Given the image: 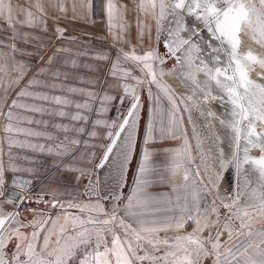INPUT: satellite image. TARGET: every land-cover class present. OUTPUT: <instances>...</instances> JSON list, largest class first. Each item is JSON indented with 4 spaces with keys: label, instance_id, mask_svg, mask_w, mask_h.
Segmentation results:
<instances>
[{
    "label": "crops",
    "instance_id": "crops-1",
    "mask_svg": "<svg viewBox=\"0 0 264 264\" xmlns=\"http://www.w3.org/2000/svg\"><path fill=\"white\" fill-rule=\"evenodd\" d=\"M111 2L116 12L110 26L109 0H5L11 6V19L8 12L0 15V167L13 174L18 185L36 182L34 194L43 201L42 210L33 207L22 212L20 238L13 231L9 234L5 255L17 254L16 245L24 237L31 239L34 231L39 233L34 241L38 248L49 236L48 250L54 249L59 227L56 217L63 210L51 203L80 207L93 194L91 180L135 88L123 51L147 50L154 44L147 0L143 7L142 0ZM22 91L29 95H19ZM14 100L17 106L12 105ZM168 109L162 106L156 124L148 126V137L152 128V150L162 148L166 160L168 146H172L186 158L180 126ZM77 115L81 119H72ZM165 160L156 162L153 179L145 189L148 192L139 196L136 212L144 213L147 223L140 224L153 226L157 219L174 224L183 216H197L201 209L190 172L186 168L181 174H165L172 167ZM109 173L110 180L116 178L115 171ZM3 185L0 193H4ZM2 206L9 209L7 204ZM257 232H264V221L253 233ZM262 241L261 235L245 239L243 246L252 247L247 252L242 248L234 260L228 255L231 264L261 259ZM85 249L82 246L78 252L80 258ZM76 260L75 256L71 261Z\"/></svg>",
    "mask_w": 264,
    "mask_h": 264
},
{
    "label": "snow or ice",
    "instance_id": "snow-or-ice-1",
    "mask_svg": "<svg viewBox=\"0 0 264 264\" xmlns=\"http://www.w3.org/2000/svg\"><path fill=\"white\" fill-rule=\"evenodd\" d=\"M152 9L155 10L157 7V0H148ZM257 3L254 0H174L172 5V15L175 17V27L169 31V39L165 42V47L168 49L171 55H175L177 51L184 45H187L186 49V61L191 67L192 63V53H197V58L200 59V66L195 69L196 73L202 72L207 78L205 83L210 87L212 82H215L216 87L223 94L220 97L212 96V99H224L227 98L226 104L230 105V117L231 119L226 121H221L222 124L226 126L233 133V140L235 141V147L240 149L241 141L244 142L243 145V159L241 160L236 152L233 153L232 159L236 161L237 171H242L243 164H250L255 170L258 171L261 180H264V130L257 131V123L264 124V86L253 81L249 77V71L254 66H260L264 69V58L254 55L251 51L246 54L241 55L238 51L241 44L240 34L243 28H247L249 32L252 33L251 39L261 46H264V0H258ZM143 0L140 7H143ZM160 8V18L164 17V4L163 0H159ZM108 17L111 26V20L116 12V5H114L111 0L107 5ZM5 12L9 13V19H11V6L5 3V0H0V15ZM31 13L28 16L31 17ZM192 18L194 23L191 28L187 26L186 19ZM159 25V20L157 21ZM203 25V29L208 33V40L205 41L202 35V30L200 25ZM60 31V30H58ZM182 31H188L192 35L199 37L201 42L207 43L208 48V59L206 60L202 55L203 49L201 43L194 42L191 39H185L180 36ZM157 38L159 39V27L157 29ZM219 42V46L212 43V41ZM226 56L225 60H220V55ZM137 61H148L153 58L160 59L163 63V59L158 57L155 50L146 52L143 56L133 55L131 57ZM144 67L149 70V75L152 76L153 81H155V73L152 71V66L148 63H144ZM190 78L195 81V73H190ZM125 92L128 89L125 88ZM19 95H29V93L21 92ZM211 96V92L207 93ZM46 99V97H44ZM57 103H61L59 98H55ZM105 100L111 99V97H104ZM135 103H132L128 110L127 116L123 117L122 123L119 124V130L115 132V138L119 139L122 132L127 129L124 151H125V165L127 164L131 153L132 147L135 140V128H136V109L138 108L139 97L135 96ZM171 99V97H169ZM13 106H17V101L12 102ZM24 107L23 105H19ZM77 107H81L77 105ZM63 115V113H60ZM212 115V113H209ZM9 119H12V114L9 112ZM72 119L79 120L80 116H73ZM87 119V117H84ZM246 122V123H245ZM96 123H100L97 121ZM10 129H6L8 131ZM171 131V129H170ZM152 128L149 129V139H151ZM95 135V133H93ZM112 133H109L111 136ZM116 139L112 140V144L109 145L108 151L105 153L104 160H107L108 154L111 152L112 147L116 143ZM251 149H258L260 155L258 157H252L249 155ZM188 149L185 147L183 149L186 152ZM176 154L180 155L181 150H176ZM221 155L223 153L221 152ZM151 153L145 150L143 155V162L140 165L139 172L140 176L137 181L138 191L142 190V186L147 182L145 176L150 171V166L148 161L150 159ZM103 161L101 162L102 166ZM225 162L221 160V168L223 169ZM175 167H180L176 164ZM187 179V175L184 177ZM221 177H217L220 179ZM27 183V182H26ZM4 184V169L0 167V186ZM246 187V181L241 185L240 194H243V190ZM3 195V193H0ZM257 194L255 190L250 193V196L255 197ZM238 196L233 199V204L236 203ZM11 202V201H10ZM140 201L137 199V206H139ZM99 207V205H97ZM227 207H231L228 205ZM260 212L264 213V202L260 203L256 207L237 209L236 214L243 218L241 219L240 229L247 228L251 223V213ZM9 217L0 218V264H70L73 257L76 256L77 250L84 246L87 248L89 245L92 235L89 229L85 228L83 231L77 232L76 235H63L64 229L62 228L59 233H57L56 247L52 250H48L50 237H44V243L38 248L37 244L34 243L39 233L34 231L32 233V238H23L22 243H18L17 254H14L11 259L5 258L4 249L6 247L5 241L11 239L10 236H5L4 225ZM112 220L116 217L113 215ZM189 220L194 219L192 216L188 217ZM89 223H94L92 219H89ZM111 221L103 220L102 223L107 225ZM79 223L84 224L82 220H75L73 224ZM197 228L192 234L187 236L176 237V247L183 248L182 242L186 241L190 244L196 246V260L191 258V253L188 252L186 255L179 257L175 264H199L201 259V254L207 255V251L204 249V242L197 235L203 230V227H207V224L201 225L199 220H196ZM121 226L124 222L121 220ZM171 225H168L170 227ZM184 226V220L181 218L176 223L177 228H182ZM130 227V226H129ZM225 227H228L225 225ZM163 229L157 227H142L144 232H157ZM13 234L20 238L19 230H13ZM229 238H232V231L229 230ZM246 234L248 236L261 235L264 236V232L252 233L248 231ZM101 234L99 231L96 232V236L99 237ZM127 236V233L125 234ZM133 235L136 240L139 241L143 239L139 232L133 230ZM63 239V244L61 240ZM149 244H153V240L149 239L147 241ZM156 243H165L168 241H156ZM264 243V241H262ZM111 247L103 248L101 251V242L98 239L95 247L91 251H85L83 259L80 260V264H132V259L129 257L128 253H132V257L142 260L145 257L137 256L136 251L133 248L132 241L125 239L121 242L120 238L113 235L111 241ZM127 245V248L124 247ZM220 247L219 237L217 236L216 241L212 243L213 249H218ZM244 252H247V247H252L249 244L247 247L241 246ZM257 248L259 246L257 245ZM185 251H187L185 249ZM229 256L234 260L240 249H237L236 253H233L231 249H226ZM175 256V253H169ZM258 255L262 258L259 260H254L249 258L247 264H264V250H261ZM21 256L26 259H21ZM216 264H219L217 261ZM225 264H231L228 257L225 258Z\"/></svg>",
    "mask_w": 264,
    "mask_h": 264
},
{
    "label": "rangeland",
    "instance_id": "rangeland-1",
    "mask_svg": "<svg viewBox=\"0 0 264 264\" xmlns=\"http://www.w3.org/2000/svg\"><path fill=\"white\" fill-rule=\"evenodd\" d=\"M255 2L258 5V0H255ZM148 5L152 16L151 19L154 22V44L147 50L133 53H125L126 51H123L122 57L123 61L128 64L131 69V80L134 82L135 86L130 94L128 106L134 97L140 94L142 96L143 108L135 151L129 165L125 185L122 189V197L118 201V209L115 212H112L111 207L108 204H98L93 201L94 198H86L84 204L80 207L67 206L62 208L63 212L58 213L56 217V225L59 226L56 228V238L57 233H59L62 228L64 229L63 235L65 237L67 235H76L77 232L83 231V229L87 228L91 232L92 239H90L89 245L85 250L91 251L95 247L98 239L101 242V251H103L105 245L110 248L112 246L111 241L113 235H116L120 238L121 242L125 239L132 241L136 255L145 257V259L139 260L132 257V253H128L129 257L132 259V264H175V261L179 257L186 255L188 252L192 254L191 258L194 261L196 260V246L184 241L182 242L184 247L178 249L176 247V237L192 234L197 228L196 220H199L201 225H204L205 223L207 224V227H203V230L197 235L204 242V249L208 253L207 255L201 254L199 264H216L217 261L219 264H225V258L229 257L226 249H231L235 252H237V249H240L241 252V246L243 245L244 240L250 237L241 233H247L248 231H251L252 233L255 232L258 229V226L264 221V213H251L250 225L245 229H240L239 226L241 219L247 218L238 216L235 209L223 206L216 199L215 191L206 182L201 169L200 154L198 153V147L196 146V128L200 127V125L194 101L190 96H186V100L188 101H184L183 103L156 74L155 81H153L152 76L149 75V70L144 67V63L150 64L152 66V71L155 73L156 68L160 64H163L165 67L173 66L175 64L172 55L162 43V34L160 33L162 19L159 14L158 0L155 10L152 9L149 3ZM158 20L159 25L157 24ZM158 27L159 39L157 38ZM153 50H155L158 57L163 59V63L157 58H153L146 62L137 61L131 58L133 55L143 56L146 52ZM169 97H171V99H169ZM162 106L169 108L168 110L171 111L172 115L177 119L178 125L181 129V145L183 149L185 147L188 149L185 153L186 158L184 155L183 157L177 155L172 149V146H168V152H170V154L166 155V160L161 152L162 148L152 150L153 143L150 142L147 130L148 126L156 124ZM145 150L151 153L148 161L150 171L145 176L147 182L142 186V190L138 191L137 181L140 176L139 168L143 162ZM163 160H165L166 163L172 162V167H167L166 170H164L163 173L165 174L173 172L181 174L182 170H186L187 168L197 188L201 201V209L198 211L197 216L193 217L194 219L189 220L188 217H182L184 220V226L182 228L176 227L177 221L172 224L171 222L168 223L165 219L161 220L165 223L160 222L158 219L155 220L153 226L140 224V222L146 223L144 218H142L145 215L144 213H141V211L140 213L136 212V207L139 208V206H137V199L139 198L140 200L142 197L140 198L139 196H143L145 192H148L145 189L153 179L156 162L162 164L161 161ZM176 164H179L180 167H175ZM159 185L161 184H158V188H161ZM97 205H99V207H97ZM155 212L157 215L159 210ZM113 215L116 217L115 220L111 219ZM235 216H238V219L232 218ZM89 219H92L94 223H89ZM75 220H82L84 221V224L80 225L77 223L74 225L73 221ZM103 220H110L111 222L105 225L102 223ZM121 220L124 222L123 226L120 224ZM168 225L171 226L168 227ZM225 225L228 227H225ZM142 227H157L163 230L157 232H144L142 231ZM133 230L139 232L143 239L137 241L133 235ZM229 230L233 233L231 239L228 234ZM97 231L101 234L99 237L96 236ZM126 233L127 236L125 235ZM217 236L219 237L220 247L218 249H213L212 243L216 241ZM149 239L153 240L154 243L149 244L147 242ZM164 240H167L168 243H156V241ZM63 242L62 239L61 244H63ZM124 247L127 248V245H124ZM81 248L82 246L76 252L78 260L74 262L70 261V264H80V260L84 257L80 258V254H78V252L81 251ZM185 249L187 251H185ZM169 253H175V256L170 255Z\"/></svg>",
    "mask_w": 264,
    "mask_h": 264
},
{
    "label": "water",
    "instance_id": "water-1",
    "mask_svg": "<svg viewBox=\"0 0 264 264\" xmlns=\"http://www.w3.org/2000/svg\"><path fill=\"white\" fill-rule=\"evenodd\" d=\"M255 2V0H254ZM174 3V0H163L164 4V17L162 18V23L160 25V33L162 34V43L165 46V42L169 39V31L171 29H174L175 27V17L172 15V5ZM258 6V5H257ZM158 7H159V0H158ZM159 14H160V8H159ZM187 26L189 28L192 27L194 21L192 18L186 19ZM200 28L202 30V35L205 38V41L208 40V33L206 30L203 29V25H200ZM248 35V36H247ZM180 36L185 39H191L194 42L201 43V47L203 49L202 55L207 60L208 56V48L206 42H201L199 40V37L192 35L188 31H182L180 33ZM247 36V38H246ZM252 33L249 32V30L245 27L243 28L241 34H240V40L241 44L239 46V53L241 55L246 54L248 51H251L254 55L264 58V46H261L260 44L255 43L251 39ZM213 44L219 46V42L212 41ZM166 48V47H165ZM167 49V48H166ZM187 45H184L180 48L179 51L176 52L175 55H172V58L175 60V64L171 67H179L182 66V71H178L177 75H181V91L180 95H176L183 103L186 100V96H190L192 100L194 101L195 109L197 110L198 117H199V125L200 127L196 128V143L200 138V141L206 144L207 151L210 153V157L213 158L215 170L217 177L222 176L223 179L226 180L224 191L228 192L230 194V197L233 199L238 196V199L236 202H241L243 204V209L246 208H252L258 206L260 203L264 202V180H261L259 177V173L257 170L253 168L250 164H243L242 165V171L238 172L236 167V161L232 159L233 153L236 152L237 156L242 160L243 159V145L244 142L241 141V147L240 149H237L235 147V141L233 140V133L231 130L226 126V124H222L221 121H226L231 119L230 117V105L226 104L227 98L224 97V99H212V96L220 97L223 94L219 91V89L216 87L215 82L211 83V86L209 87L205 81L206 77L202 72L196 73L195 69L200 66V59L197 58V53H192V63L191 67H189L185 57L187 55L186 53ZM168 51V49H167ZM169 52V51H168ZM220 60H225L226 56L223 54L219 57ZM158 67H165L163 64H160ZM190 73H195V81L190 78ZM249 77L253 81L259 83L260 85L264 86V69H262L260 66H254L249 71ZM180 77L178 76V79ZM211 92V96H208L207 93ZM139 97L138 105L140 109L138 110V115L136 119V128H135V140L132 147V153L131 156L125 165V159L122 162L121 165V171L118 172V176H121V173H123L122 182L119 184V182H114L110 178L111 176L107 175V169H108V161L110 158V155L119 141V139L122 136V133L119 137V139L115 138V132L119 130V124L122 123L123 117L127 116L128 110L131 107L132 103H135L136 100L133 99L131 103L129 104L128 108L126 109L125 114L123 115L121 121L119 122L118 126L116 127L112 137L110 138V141L108 142L104 153L100 159L99 164L97 165V172L95 175V178L91 180V188L93 190V194L89 196L88 198L93 199L96 203H103L108 204L111 207V211L115 212L118 209V201L122 197V189L125 185L126 178H127V172L129 169L130 162L132 160L137 136L139 133V126H140V119H141V112H142V96L139 94L137 95ZM209 113H212V115H209ZM191 118V117H190ZM246 123V122H245ZM264 130V124L257 123V131ZM116 139L115 145L112 147L111 152L108 154L107 160H104L105 153L108 151L109 145L112 144V140ZM213 149H217L218 154L212 153ZM255 150L257 153H253L252 151ZM221 152L223 155H221ZM249 155L252 157H258L260 155L258 149H251L249 152ZM201 160V155H200ZM221 160L225 162V166L222 169L221 168ZM103 161L102 166L101 162ZM204 169V166H202L201 163V169ZM202 169V170H203ZM206 172H203V175L205 177ZM246 181V187L243 190V194H240L241 191V185L244 184ZM207 182V181H206ZM208 183V182H207ZM255 190L256 196H250V193ZM4 197L6 199L12 200V201H18L21 197V193L18 191H14L11 189L4 190ZM216 197V195H215ZM220 198V197H219ZM216 199L219 201V199L216 197ZM59 205L58 207L65 208L67 207V204L64 202L58 203L57 201H53L51 205ZM222 204V203H221ZM223 206L227 207L228 205H233V203L229 204H222ZM31 210V209H29ZM27 210V211H29ZM11 215V219H8L4 225V234L5 236H9V234L22 225V223L19 221L21 218H25L24 215H22L21 211H14L12 209H6L3 206L0 208V218L3 217H9ZM5 244H7V240L5 241ZM5 258L11 259L10 254H6Z\"/></svg>",
    "mask_w": 264,
    "mask_h": 264
},
{
    "label": "bare ground",
    "instance_id": "bare-ground-1",
    "mask_svg": "<svg viewBox=\"0 0 264 264\" xmlns=\"http://www.w3.org/2000/svg\"><path fill=\"white\" fill-rule=\"evenodd\" d=\"M248 36V35H247ZM246 36V38H247ZM182 66L179 67H157L155 70V74L166 84V86L176 95H180V91L182 90L181 84V75H177L178 71H182ZM178 76L180 77L178 79ZM140 109L139 105L138 108L136 109V116L138 115V110ZM127 129L122 133L121 138L115 145L109 161H108V169H107V175L109 176V170L115 171L116 178H113V183L114 182H119L121 184L122 182V177L123 173H121V176H118V172L121 171V165L122 162L124 161L125 157V151H124V142H125V137H126ZM198 141L196 146L198 147V153L201 155V163L202 166H204V169L202 170L203 172L205 171V179L210 185V187L215 191L216 197L219 199V202L222 204H229L233 203L232 199L230 197V194L224 191L226 180L223 179V175L220 176V179H217V174L213 162V158L210 157L209 151H207L206 144L200 141V138L198 137ZM212 153L218 154L217 149H213ZM110 166V169H109ZM111 182V180H110ZM220 197V198H219ZM232 209H243V204L240 202H236L235 204L232 205ZM246 208V207H245ZM238 216L232 217L233 219H238Z\"/></svg>",
    "mask_w": 264,
    "mask_h": 264
},
{
    "label": "built area",
    "instance_id": "built-area-1",
    "mask_svg": "<svg viewBox=\"0 0 264 264\" xmlns=\"http://www.w3.org/2000/svg\"><path fill=\"white\" fill-rule=\"evenodd\" d=\"M36 187H37V183L34 181H30L26 185H18L15 183V177L13 174L9 172H4L3 189L4 190L11 189L14 191H18L21 193V197L18 201H12L6 199L3 193L2 197H0V208L2 207L3 204H7L9 209H12L14 211L25 212L29 209H32L33 207L42 210L41 206L43 205V201L39 200L34 194V190L36 189ZM32 202H35L37 204L32 205Z\"/></svg>",
    "mask_w": 264,
    "mask_h": 264
},
{
    "label": "flooded vegetation",
    "instance_id": "flooded-vegetation-1",
    "mask_svg": "<svg viewBox=\"0 0 264 264\" xmlns=\"http://www.w3.org/2000/svg\"><path fill=\"white\" fill-rule=\"evenodd\" d=\"M252 152H253V153H257V151H255V150H253Z\"/></svg>",
    "mask_w": 264,
    "mask_h": 264
}]
</instances>
